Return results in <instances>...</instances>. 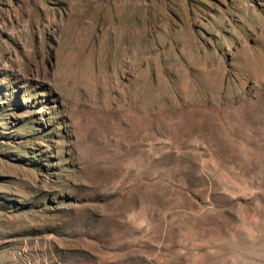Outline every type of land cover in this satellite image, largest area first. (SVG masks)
Masks as SVG:
<instances>
[{
  "label": "rangeland",
  "instance_id": "obj_1",
  "mask_svg": "<svg viewBox=\"0 0 264 264\" xmlns=\"http://www.w3.org/2000/svg\"><path fill=\"white\" fill-rule=\"evenodd\" d=\"M0 264H264V0H0Z\"/></svg>",
  "mask_w": 264,
  "mask_h": 264
}]
</instances>
